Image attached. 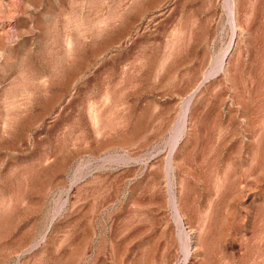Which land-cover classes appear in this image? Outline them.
<instances>
[{"label": "rangeland", "instance_id": "1", "mask_svg": "<svg viewBox=\"0 0 264 264\" xmlns=\"http://www.w3.org/2000/svg\"><path fill=\"white\" fill-rule=\"evenodd\" d=\"M0 5V264H264V0Z\"/></svg>", "mask_w": 264, "mask_h": 264}, {"label": "bare ground", "instance_id": "2", "mask_svg": "<svg viewBox=\"0 0 264 264\" xmlns=\"http://www.w3.org/2000/svg\"><path fill=\"white\" fill-rule=\"evenodd\" d=\"M0 1H1V0H0ZM4 1H6V0H4ZM7 1H8V0H7ZM12 1H13V0H12ZM19 1H20V0H19ZM1 3H2V2H1ZM1 5H2V4H1ZM1 5H0V6H1ZM8 5H9V4H8ZM15 5H16V4H15ZM6 6H7V5H6ZM11 6H12V5H11ZM7 7H8V6H7ZM7 7H6V8H7ZM12 7H13V6H12ZM20 7H21V6H20ZM3 8H4V7H3ZM4 10H5V9H4ZM7 10H8V8H7ZM0 11H2V10L0 9ZM2 12H3V11H2ZM5 13H6V11H5ZM9 14H11V13H9ZM2 15H3V14H2ZM0 17H1V16H0ZM2 17H3V16H2ZM5 17H6V15H5ZM1 23H2V22H1ZM11 27H12V26H11ZM15 28H16V27H15ZM1 29H2V28H1ZM13 29H14V28H13ZM2 30H4V29H2ZM6 30H7V29H6ZM16 30H17V29H16ZM17 31H19V30H17ZM1 32H2V31H1ZM4 32H5V31H4ZM6 32H7V31H6ZM6 32H5V33H6ZM7 33H8V32H7ZM10 34H11V32H10ZM8 35H9V34H8ZM0 36H2V35H0ZM6 37H7V36H6ZM3 38H4V36H3ZM0 40H1V39H0ZM71 42H72V41H71ZM3 44H5V43L3 42ZM6 46H7V45H6ZM2 48H3V46H2ZM4 48H5V46H4ZM3 50H5V49H3ZM3 50H2V51H3ZM2 55H3V53H2ZM0 56H1V55H0ZM172 159H173V158H172ZM263 162H264V161H263ZM174 199H175V198H174ZM179 211H180V210H179Z\"/></svg>", "mask_w": 264, "mask_h": 264}]
</instances>
